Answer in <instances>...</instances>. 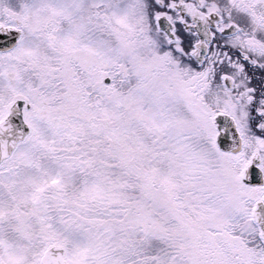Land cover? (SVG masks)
Wrapping results in <instances>:
<instances>
[{
	"label": "snow or ice",
	"instance_id": "obj_1",
	"mask_svg": "<svg viewBox=\"0 0 264 264\" xmlns=\"http://www.w3.org/2000/svg\"><path fill=\"white\" fill-rule=\"evenodd\" d=\"M0 264H264V0H0Z\"/></svg>",
	"mask_w": 264,
	"mask_h": 264
}]
</instances>
